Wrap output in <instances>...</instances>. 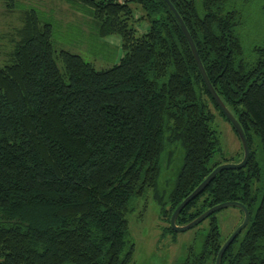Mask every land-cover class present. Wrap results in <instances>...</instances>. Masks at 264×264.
<instances>
[{"label":"trees","instance_id":"1","mask_svg":"<svg viewBox=\"0 0 264 264\" xmlns=\"http://www.w3.org/2000/svg\"><path fill=\"white\" fill-rule=\"evenodd\" d=\"M67 1L91 15L101 36L120 35L124 55L97 69L80 54L57 50L52 23L34 8L24 11L11 61L0 62V264H134L135 201L154 189L161 215L171 220L177 206L229 162L215 159L212 106L229 119L163 0ZM227 1L171 0L210 81L245 131L250 157L241 168L220 171L177 223L239 201L251 218L221 264H264V44L254 48L253 61L244 57L236 33L240 15L225 10ZM138 20L149 23L143 34ZM169 170L175 182L161 194L159 180ZM207 218L208 232L183 264H215L227 239L216 215Z\"/></svg>","mask_w":264,"mask_h":264},{"label":"rangeland","instance_id":"2","mask_svg":"<svg viewBox=\"0 0 264 264\" xmlns=\"http://www.w3.org/2000/svg\"><path fill=\"white\" fill-rule=\"evenodd\" d=\"M16 6L9 8L7 0H0V62H10L12 52L20 41L18 29L23 26L24 11L34 8L42 21L51 22L52 41L57 50L65 49L77 53L97 69L109 68L118 63L124 55L122 37L117 34L101 36L91 15L80 9L78 4L67 0H15ZM15 3V2H14ZM239 12L240 23L236 33L241 37L244 57L255 59L254 48L264 44V0H228L225 10ZM143 14L138 10L137 16ZM145 20H138L135 26L140 34L149 26ZM57 63L65 72L60 58ZM216 114L212 126L216 131L219 152L215 159H229L235 162L244 157V150L233 125L212 106ZM257 158L262 163L263 154L258 138H254ZM179 161V156L176 155ZM176 166V165H175ZM175 171H166L160 177L158 190L165 193L175 182ZM168 181V182H167ZM135 209L130 215L129 239L135 243L134 264H183L194 245L198 250L201 238L209 229L210 218L185 231L170 230V220L161 215V205L150 188L144 198L135 201ZM218 219L222 239L228 237L242 223L244 213L237 206H228L214 213ZM244 232L240 235V238Z\"/></svg>","mask_w":264,"mask_h":264},{"label":"water","instance_id":"3","mask_svg":"<svg viewBox=\"0 0 264 264\" xmlns=\"http://www.w3.org/2000/svg\"><path fill=\"white\" fill-rule=\"evenodd\" d=\"M165 4L168 6L169 10L173 13L177 21L179 22L181 29L183 30V33L185 34L189 45L192 49V53L194 55V58L196 60V63L198 65V68L200 70V73L203 77V80L212 95L213 99L215 100L216 104L219 106V108L222 110V112L225 114V116L229 119V121L232 123V125L235 127L242 145H243V150H244V157L240 162H225L220 165H218L197 187L196 189L188 195L174 210L173 214L171 215V227L174 231H185L188 230L195 225L199 224L202 222L204 219H206L208 216L211 214L215 213L217 210L228 207V206H237L241 208L244 212V218L242 223L235 229V231L228 237V239L224 242L222 245L221 249L219 250L217 257H216V262L215 264H221L223 255L228 249V247L233 243V241L236 239V237L239 235V233L248 225L251 214L249 209L241 202L239 201H225L219 204H216L207 210H205L202 214H200L198 217L190 221L189 223H186L184 225H180L177 223V217L180 214V212L184 209L186 205L190 203L193 199H195L202 191L206 188L208 183H210L213 178L222 170L228 169V168H241L245 166L249 160L250 157V144L247 138V135L245 131L243 130L241 124L235 117V115L232 113V111L229 109V107L225 104V102L222 100V98L219 96L217 93L216 89L214 88L212 82L210 81V78L206 72V69L203 65V62L201 60V57L199 55L196 43L186 25L184 22L183 18L181 17L180 13L174 6V4L171 2V0H163Z\"/></svg>","mask_w":264,"mask_h":264}]
</instances>
